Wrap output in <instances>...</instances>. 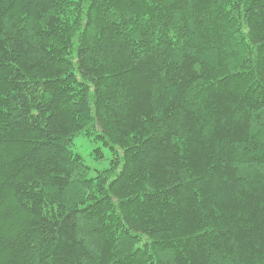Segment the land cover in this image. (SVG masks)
Here are the masks:
<instances>
[{"label": "trees", "instance_id": "trees-1", "mask_svg": "<svg viewBox=\"0 0 264 264\" xmlns=\"http://www.w3.org/2000/svg\"><path fill=\"white\" fill-rule=\"evenodd\" d=\"M0 264H264V0H0Z\"/></svg>", "mask_w": 264, "mask_h": 264}, {"label": "rangeland", "instance_id": "rangeland-1", "mask_svg": "<svg viewBox=\"0 0 264 264\" xmlns=\"http://www.w3.org/2000/svg\"><path fill=\"white\" fill-rule=\"evenodd\" d=\"M75 144V151L84 157L87 165L93 170L91 174H93V172L95 174L97 170H104L109 167L111 154L107 149H105L106 151L104 152L106 154L104 159L94 161L91 155V152L94 151L95 148L102 146V143L89 142L86 138L80 137L75 140Z\"/></svg>", "mask_w": 264, "mask_h": 264}]
</instances>
